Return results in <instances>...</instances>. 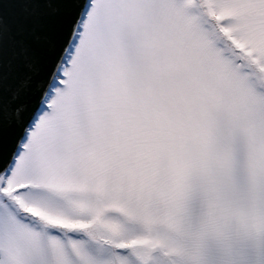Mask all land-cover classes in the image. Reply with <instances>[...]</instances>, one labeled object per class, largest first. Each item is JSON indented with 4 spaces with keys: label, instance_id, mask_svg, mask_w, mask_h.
Segmentation results:
<instances>
[{
    "label": "snow or ice",
    "instance_id": "snow-or-ice-1",
    "mask_svg": "<svg viewBox=\"0 0 264 264\" xmlns=\"http://www.w3.org/2000/svg\"><path fill=\"white\" fill-rule=\"evenodd\" d=\"M0 264H264V0H0Z\"/></svg>",
    "mask_w": 264,
    "mask_h": 264
}]
</instances>
